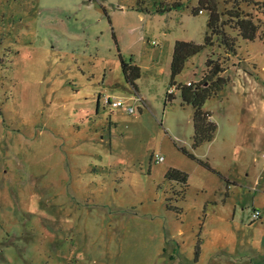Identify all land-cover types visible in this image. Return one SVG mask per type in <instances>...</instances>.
Returning a JSON list of instances; mask_svg holds the SVG:
<instances>
[{
  "label": "rangeland",
  "instance_id": "obj_1",
  "mask_svg": "<svg viewBox=\"0 0 264 264\" xmlns=\"http://www.w3.org/2000/svg\"><path fill=\"white\" fill-rule=\"evenodd\" d=\"M207 1L220 14L239 2L264 28V0ZM197 7L0 0V264H264V38L227 30L234 52L206 46ZM176 42L203 48L172 78ZM207 59L227 83L203 107L214 138L194 149L178 87ZM171 169L188 175L183 199Z\"/></svg>",
  "mask_w": 264,
  "mask_h": 264
},
{
  "label": "trees",
  "instance_id": "obj_2",
  "mask_svg": "<svg viewBox=\"0 0 264 264\" xmlns=\"http://www.w3.org/2000/svg\"><path fill=\"white\" fill-rule=\"evenodd\" d=\"M204 10L209 12V19L207 21L209 34L205 37L206 46L212 45L213 39L216 38L220 46L227 52H234L235 39L226 34L227 30L236 32L237 36L246 41H254L258 37L264 38V28H260V24L255 21L254 16L244 14L241 11L239 2L231 10L220 14L214 3L207 0H198V7L193 10V14H199V12H203ZM162 11L158 10L157 12ZM222 17H225V19L223 20ZM259 31L263 32L261 36L258 35ZM202 48L203 46L193 43L176 42L171 58L172 78L180 74L186 61L198 54ZM120 61L125 82L131 86H135V81L140 77L139 67L134 65L132 61L130 63L125 62L123 59ZM224 70L221 62L207 59L205 73L198 84L178 87L182 105H189L193 110L191 120L194 132L192 148L194 149L211 142L214 138L216 125L211 120V114L205 112L203 107L207 100L215 96L226 85V80L220 76ZM184 153L191 159H194L192 154L186 151ZM199 163L207 169L212 170L207 163H203L202 161H199ZM166 179L181 185L178 196L183 199L188 186V175L179 170L171 169L167 172ZM168 209L174 210L177 214L182 213L181 209H177L171 205H168ZM198 244L195 247L196 260H198L200 254Z\"/></svg>",
  "mask_w": 264,
  "mask_h": 264
},
{
  "label": "built area",
  "instance_id": "obj_3",
  "mask_svg": "<svg viewBox=\"0 0 264 264\" xmlns=\"http://www.w3.org/2000/svg\"><path fill=\"white\" fill-rule=\"evenodd\" d=\"M199 14H202V12H199ZM189 85H190V83L187 84V86H189ZM171 90H170V92H171ZM106 102L115 108H118V107L123 108L127 113H130V114L133 113V109L132 108H124L123 103L121 101L111 103L109 99H106ZM162 160L163 159L161 157H157V159H156L157 162H161ZM253 216H254V218H259L260 213L258 211H256Z\"/></svg>",
  "mask_w": 264,
  "mask_h": 264
},
{
  "label": "crops",
  "instance_id": "obj_4",
  "mask_svg": "<svg viewBox=\"0 0 264 264\" xmlns=\"http://www.w3.org/2000/svg\"><path fill=\"white\" fill-rule=\"evenodd\" d=\"M258 178H259L258 180H264V170H261V176H258ZM255 186L256 184L254 185L253 189L255 188ZM261 193L264 194V190H262Z\"/></svg>",
  "mask_w": 264,
  "mask_h": 264
}]
</instances>
